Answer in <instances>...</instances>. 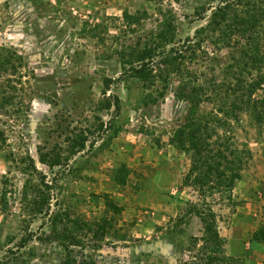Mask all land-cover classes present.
<instances>
[{
  "label": "rangeland",
  "instance_id": "obj_1",
  "mask_svg": "<svg viewBox=\"0 0 264 264\" xmlns=\"http://www.w3.org/2000/svg\"><path fill=\"white\" fill-rule=\"evenodd\" d=\"M262 77L264 0H0V264H185L194 207L264 264ZM227 136L232 192L185 184Z\"/></svg>",
  "mask_w": 264,
  "mask_h": 264
},
{
  "label": "trees",
  "instance_id": "obj_2",
  "mask_svg": "<svg viewBox=\"0 0 264 264\" xmlns=\"http://www.w3.org/2000/svg\"><path fill=\"white\" fill-rule=\"evenodd\" d=\"M203 16H201L202 18ZM190 38L187 37L188 41ZM168 55L164 61H166ZM144 63V62H142ZM137 72L144 71V64L139 68H136ZM118 76L116 79H118ZM260 81H264V77ZM260 81L257 85L260 84ZM253 91H251V95ZM261 107L264 108V101L260 100ZM115 109L118 114L120 111L119 98L115 96ZM246 110L249 111L251 117L255 120V122L264 128V112L258 111V106L256 102L248 103L245 107ZM194 130V129H193ZM226 135V133H225ZM234 138V136H227L225 140L227 144L223 147H216L213 149H206L205 154L199 156L201 153L199 150H196V142L190 141L189 147L192 146V159L193 163L188 174L185 177L184 183L188 184L189 179L192 175H195L200 169H203V176L199 172L196 175V179L192 182L197 185L205 186L211 182H215L214 188H222L224 191L231 193L234 188L235 182L241 178L242 169L245 162V159L252 157V152L247 148H239L238 146L231 145L228 143ZM203 143V142H201ZM209 145V143H206ZM233 144V143H232ZM177 146L183 147V143L181 141L178 142ZM184 148H188L184 146ZM196 161V163H195ZM195 164V165H194ZM231 194H228V198H231ZM197 215L200 217L203 223V232L200 237L201 244L199 248H197L196 254L193 255V260L191 262H187L185 264H231L232 258L226 254L225 245L226 238L223 237L217 227L216 224V215L210 209L197 208L194 207ZM32 233L24 236L20 242V247H24L31 238ZM254 239L260 240L264 242V225L259 227L254 234Z\"/></svg>",
  "mask_w": 264,
  "mask_h": 264
}]
</instances>
